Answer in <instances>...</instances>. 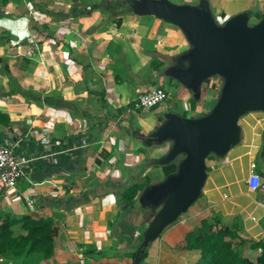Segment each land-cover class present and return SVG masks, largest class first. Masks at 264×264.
Instances as JSON below:
<instances>
[{
    "label": "crops",
    "instance_id": "crops-1",
    "mask_svg": "<svg viewBox=\"0 0 264 264\" xmlns=\"http://www.w3.org/2000/svg\"><path fill=\"white\" fill-rule=\"evenodd\" d=\"M136 1L0 0V112L9 117L0 145L12 146L27 171L16 191L0 196V215L55 219V254L43 264H136L159 210L146 194L168 178L159 161L173 144L150 139L179 114L165 104L136 109L135 101L164 77L181 82L167 72L188 68L194 45L180 25L131 10ZM169 1L205 2L218 24L243 13L249 26L263 20L264 0ZM238 122L239 142L207 156L199 198L137 264H196L199 254L182 246L204 217L242 233L240 250L256 261L251 243L264 240V110ZM136 183L144 189L125 201L123 191Z\"/></svg>",
    "mask_w": 264,
    "mask_h": 264
},
{
    "label": "water",
    "instance_id": "water-1",
    "mask_svg": "<svg viewBox=\"0 0 264 264\" xmlns=\"http://www.w3.org/2000/svg\"><path fill=\"white\" fill-rule=\"evenodd\" d=\"M142 14H155L176 23L184 30L194 49L188 55L190 66L169 70L168 75L197 89L213 76L224 78L223 92L211 112L200 118L169 115L150 141L174 139L172 149L159 161L170 163L182 151L187 152L177 174L152 187L146 198L159 208L143 240L138 242L136 264L150 242L175 222L199 198L208 173L206 158L211 152L225 154L240 140L239 118L251 110H264V19L254 26L243 13L219 26L210 7L172 4L169 0L135 2ZM199 93V91H198ZM197 96L199 94H196Z\"/></svg>",
    "mask_w": 264,
    "mask_h": 264
},
{
    "label": "trees",
    "instance_id": "trees-1",
    "mask_svg": "<svg viewBox=\"0 0 264 264\" xmlns=\"http://www.w3.org/2000/svg\"><path fill=\"white\" fill-rule=\"evenodd\" d=\"M258 14L264 19V7ZM117 24L120 25L121 21L119 20ZM152 64L155 69H159L161 65L155 59ZM206 81L210 87H216L212 78ZM191 105L193 109L197 106L194 98L191 100ZM8 118L6 113L0 112V123L9 124ZM159 167L164 175L169 177L176 173L178 164L173 160ZM146 182H149V178ZM144 187L145 183L131 185L123 191V199L132 201ZM16 226H19L20 232H16ZM58 234L59 225L52 217H34L25 214L17 218L0 215V264L48 262L55 254V239ZM245 242L246 237L242 233L224 224L219 218L210 223L208 218L204 217L197 227L188 230L182 247L186 251L199 254L196 264H264V240L251 243L250 247L258 251L256 261L240 250V244ZM147 254L148 248L142 257L145 258Z\"/></svg>",
    "mask_w": 264,
    "mask_h": 264
},
{
    "label": "rangeland",
    "instance_id": "rangeland-1",
    "mask_svg": "<svg viewBox=\"0 0 264 264\" xmlns=\"http://www.w3.org/2000/svg\"><path fill=\"white\" fill-rule=\"evenodd\" d=\"M172 2L177 3V4H182L183 0H172ZM142 3H143V0H142ZM190 3H193V1H191ZM130 9L134 10V11L136 10V9H134V5H130ZM253 19H255V18H253ZM218 25L222 26L223 24H218ZM182 62H184V61H182ZM184 63H186V62H184ZM162 77H164V76H162ZM219 77L220 76H213V78L211 77L214 81L215 80L218 81V82L215 81L216 87H210V84L207 81H204V82H202V84L197 89H193V88L189 89L188 88L189 89L188 92L186 91L187 88H185L181 82H179L173 78L169 79V78L164 77L163 82H161L162 83L161 86H164L166 88V90L168 91V93H173V94H172V97L169 100L165 101L163 104L170 106L172 110L176 111L179 115H182L184 117H188V118H190V117L191 118H194V117L200 118L201 117L202 118L211 112V109L215 105L216 101L219 100V98L223 92L222 90L225 86L224 78L220 79L221 77L220 78ZM181 89H186V90H184L183 93H189V95L187 94L188 96L186 98L187 99L186 103H188L187 106H191V108H187L186 110H182L183 107L180 103V98H178V93H180ZM198 91H199V93H198ZM181 93H182V91H181ZM196 94H199V95L197 97H195ZM193 98L196 100L197 106L198 105L202 106L199 111H197V106L195 109H193L192 105H190L191 100ZM159 106H161V105H159ZM159 106H157V107H159ZM155 108H153V109H155ZM167 142H168V144L172 145V144H174L175 140L169 139ZM186 156H187V152H185V151H182L175 156L174 161L178 164V168H177L176 172H179L181 163L186 158ZM162 183H164V180ZM162 183H160V184H162ZM160 184H158V185H160ZM155 186H157V185H155ZM164 201H165V198L161 199L159 201V203H157L155 205L160 208V207H162ZM180 217L176 221L179 222L181 220ZM15 230H16V232H20L19 226H16Z\"/></svg>",
    "mask_w": 264,
    "mask_h": 264
},
{
    "label": "built area",
    "instance_id": "built-area-1",
    "mask_svg": "<svg viewBox=\"0 0 264 264\" xmlns=\"http://www.w3.org/2000/svg\"><path fill=\"white\" fill-rule=\"evenodd\" d=\"M168 99V93L163 86H155L137 97L135 108L140 110L153 109L162 105ZM255 168V164L253 166ZM27 171L24 163L18 159L10 145H0V196L8 195L18 189L21 180L25 179ZM27 204L32 201L26 196Z\"/></svg>",
    "mask_w": 264,
    "mask_h": 264
}]
</instances>
